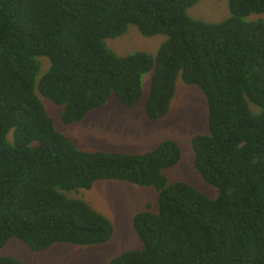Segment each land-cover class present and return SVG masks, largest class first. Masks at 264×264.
<instances>
[{"label":"trees","instance_id":"1","mask_svg":"<svg viewBox=\"0 0 264 264\" xmlns=\"http://www.w3.org/2000/svg\"><path fill=\"white\" fill-rule=\"evenodd\" d=\"M200 1L0 0V249L12 238L36 251L109 239L111 221L64 191L120 178L155 187L159 204L134 216L143 246L110 264H264V19H245L264 14V0H228L232 15L218 23L188 15ZM129 24L144 36H165L155 55L108 47ZM178 78L199 85L208 100L209 131L191 146L214 197L168 181L165 169L181 160L176 142L143 155L91 152L80 138L68 141L36 94L74 123L112 97L132 106L149 86L147 115L157 119L168 113ZM42 158L72 167L80 183L67 176L52 193L34 191ZM140 158L141 172L131 177L128 160ZM0 264L25 263L0 256Z\"/></svg>","mask_w":264,"mask_h":264},{"label":"rangeland","instance_id":"2","mask_svg":"<svg viewBox=\"0 0 264 264\" xmlns=\"http://www.w3.org/2000/svg\"><path fill=\"white\" fill-rule=\"evenodd\" d=\"M187 9L188 15L203 18L207 22L218 23L228 18L230 12L228 0H201ZM248 21L264 19V14H250L245 17ZM136 27L122 36L110 39L108 47L119 54L135 51H147L155 55L165 39L163 34L144 36ZM46 67L48 58L40 57ZM47 68V67H46ZM41 71L37 80L45 72ZM151 72L144 75L143 84L149 85ZM37 84V83H36ZM40 101L47 112L55 119L58 130L65 123L58 119L62 107L46 96L38 93ZM147 92L132 106H126L117 98H111L104 106L95 109L89 121L81 127H63L68 141L82 142L84 130L93 135L86 141L87 147L95 145L96 150H123L129 153L143 154L157 151L167 141L176 142L181 149V160L168 168L167 178L170 183L186 181L208 196L214 197L217 189L207 182L200 174L194 163V153L191 139L196 134L208 133L209 109L208 100L199 85L186 83L182 78L177 79L176 92L170 103L168 113L157 119L148 117L146 109ZM88 135V134H87ZM130 170L134 168L129 167ZM101 187V186H100ZM108 194L101 200L92 203L99 204L97 208L112 218L116 226L109 239L92 242L89 239L82 242H54L46 250L36 251L19 238H12L5 247L0 249V256H13L25 264H110V261L126 251L141 248L143 242L134 228L133 218L139 211L151 210L156 212L159 204L158 191L153 186H137L131 182L109 183ZM67 199H76V190L65 193ZM79 219L74 216L68 222L71 232Z\"/></svg>","mask_w":264,"mask_h":264},{"label":"clouds","instance_id":"3","mask_svg":"<svg viewBox=\"0 0 264 264\" xmlns=\"http://www.w3.org/2000/svg\"><path fill=\"white\" fill-rule=\"evenodd\" d=\"M121 17H122L121 15H118V14L115 15V18H119L120 19ZM130 27H136L139 30V32L142 33L137 25L129 24L128 30L130 29ZM148 90H149V86H146V87H144L143 92H147V94H148ZM113 98L114 97H112V99ZM100 107H102V106H100ZM100 107H94L91 111H89L87 113L86 117L90 116V114L95 109H98ZM60 114H61V112H60ZM86 120L87 121H85L84 117L81 120L76 121L74 123H66L64 120H61V121H63L65 123L64 125L61 126V128L63 129V127L65 125H68L70 127H72L73 125L81 127L84 123H88L89 120L87 118H86ZM84 132H85V135H83L81 137V138H84L83 148L86 149V150H89L91 152L98 151V150H96L95 145L90 146V147H87L85 145L86 141L93 134H89L86 130H84ZM108 151L109 152H117V151L118 152H126V151H123V150H114V151L108 150ZM126 153H129V152H126ZM141 153L142 152H140V153H130V154H141ZM128 163H129V167L134 168V170H130L129 167H127V169L129 170V173H131V177H133V176H135V175H137V174H139L141 172V169H142V160H141V158L140 159H133L131 161L128 160ZM124 164H127V161ZM78 165H80V163H78ZM71 168L72 167H68V166H65L63 164H54L53 162H51L49 160H45V159L42 158V163L38 164V169L36 170V172L34 174V189L33 190L34 191H47V192L52 193L55 190L54 189V185H55L56 181L57 180H61V181L64 182L66 180L67 176H70V177L74 178L76 180L77 184L80 183L79 178L72 172ZM167 171H168V168L165 169L166 176H167ZM127 182H130V181H128L127 179L123 180V179H120V178H104V179L95 180L93 185L90 188L78 187V188L73 189V190H76L77 193H78V197L76 198V200L77 199H81V200L85 201L92 209H94L95 211L101 213L107 219H109L111 221L112 225H113V231H114V229H115L114 226H116L115 221L112 218H110L109 216H107L106 214H104L103 212H101L97 208V206L100 205L101 203L96 204V205L92 204V203H95V202L101 200L102 198H104L108 194L107 185L109 183L120 184V183H127ZM59 190H61V189H59ZM64 193H66V191H64ZM30 248H32V247L30 246ZM43 250H46V249H43ZM43 250H40V251H43Z\"/></svg>","mask_w":264,"mask_h":264}]
</instances>
